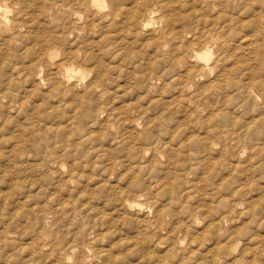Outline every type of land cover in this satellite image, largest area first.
<instances>
[{
    "label": "rangeland",
    "instance_id": "1",
    "mask_svg": "<svg viewBox=\"0 0 264 264\" xmlns=\"http://www.w3.org/2000/svg\"><path fill=\"white\" fill-rule=\"evenodd\" d=\"M106 1L0 0V264H264V0Z\"/></svg>",
    "mask_w": 264,
    "mask_h": 264
},
{
    "label": "bare ground",
    "instance_id": "2",
    "mask_svg": "<svg viewBox=\"0 0 264 264\" xmlns=\"http://www.w3.org/2000/svg\"><path fill=\"white\" fill-rule=\"evenodd\" d=\"M92 1V4H94V5H96V6H98L99 8H106L107 6H108V4H107V1L106 0H91ZM87 2V1H86ZM88 4V3H87ZM88 8V7H87ZM68 9V8H67ZM127 9V8H126ZM128 10V9H127ZM114 11V10H113ZM68 12V11H67ZM120 13H123V11L121 12V10H120ZM69 14H70V12H69ZM1 15V14H0ZM105 15H107V14H105ZM127 15V14H126ZM125 15V16H126ZM124 16V17H125ZM127 17V16H126ZM125 17V19H127ZM129 20V19H128ZM127 20V21H128ZM55 21V20H54ZM147 26V25H146ZM214 31V30H213ZM215 37V36H214ZM209 39H211V40H214V38H212V37H210ZM209 41L210 40H207V44L209 43ZM212 55V52H211V50H206L204 53H202V54H200L199 56H200V58H202V59H205V61H209V59H210V56ZM219 61V60H218ZM200 67V66H199ZM206 67L207 68H210V66L208 65V64H206ZM71 71H74V69H68L67 70V72H71ZM254 97V96H253ZM255 98V97H254ZM85 261V260H84ZM87 264V263H86Z\"/></svg>",
    "mask_w": 264,
    "mask_h": 264
}]
</instances>
